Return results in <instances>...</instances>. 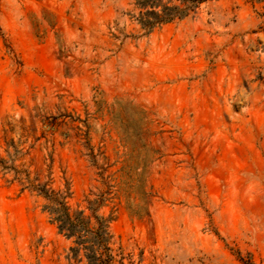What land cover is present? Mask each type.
I'll use <instances>...</instances> for the list:
<instances>
[{"label":"rangeland","instance_id":"374dc122","mask_svg":"<svg viewBox=\"0 0 264 264\" xmlns=\"http://www.w3.org/2000/svg\"><path fill=\"white\" fill-rule=\"evenodd\" d=\"M136 1L0 0V159L72 208L109 191L124 264H264V0L149 34ZM12 177L0 264H76Z\"/></svg>","mask_w":264,"mask_h":264},{"label":"trees","instance_id":"16d2710c","mask_svg":"<svg viewBox=\"0 0 264 264\" xmlns=\"http://www.w3.org/2000/svg\"><path fill=\"white\" fill-rule=\"evenodd\" d=\"M209 1L212 0H137L136 6L140 10L137 21L141 29L149 34L155 27L196 15L200 5ZM148 161L150 159L146 157L145 162ZM0 171L12 174V180L22 185V189L44 199L42 210L47 213L49 222L55 226L57 233L69 243L66 250L67 261L76 264H124L125 257L120 248H115L110 230L113 212L108 216L101 212L110 202L106 198L109 191L93 200H86L85 209L79 205L72 208L68 201L71 197L68 188L54 190L48 182L40 183L37 178H31L27 170L7 165L3 159H0ZM142 195L144 199L147 197L144 192ZM134 214L139 215V211H134ZM230 264L262 263L256 262L251 254L238 251Z\"/></svg>","mask_w":264,"mask_h":264}]
</instances>
